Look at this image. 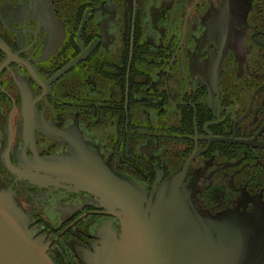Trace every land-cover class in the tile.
I'll return each instance as SVG.
<instances>
[{
	"label": "flooded vegetation",
	"instance_id": "obj_1",
	"mask_svg": "<svg viewBox=\"0 0 264 264\" xmlns=\"http://www.w3.org/2000/svg\"><path fill=\"white\" fill-rule=\"evenodd\" d=\"M117 177L264 220V0H0V188L59 264L121 237Z\"/></svg>",
	"mask_w": 264,
	"mask_h": 264
},
{
	"label": "water",
	"instance_id": "obj_2",
	"mask_svg": "<svg viewBox=\"0 0 264 264\" xmlns=\"http://www.w3.org/2000/svg\"><path fill=\"white\" fill-rule=\"evenodd\" d=\"M119 181V182H118ZM110 198L123 209L121 237L105 235L87 264H262L264 220L258 213L227 210L215 216L184 207L164 184L155 200L122 177ZM253 233V237L251 234ZM0 264H59L29 226L14 193L0 188Z\"/></svg>",
	"mask_w": 264,
	"mask_h": 264
}]
</instances>
